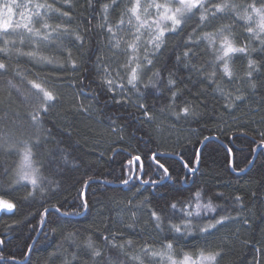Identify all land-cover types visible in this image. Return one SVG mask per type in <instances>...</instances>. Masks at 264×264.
Returning <instances> with one entry per match:
<instances>
[{"label":"trees","instance_id":"obj_1","mask_svg":"<svg viewBox=\"0 0 264 264\" xmlns=\"http://www.w3.org/2000/svg\"><path fill=\"white\" fill-rule=\"evenodd\" d=\"M246 2L249 0H236L240 5ZM255 2L259 7L260 0ZM0 3L9 10L6 17L0 18V27H11L9 35L0 29V49H4L0 51V60L8 66L7 72L0 75V135L7 133L15 145L9 147L0 140V198L15 205L11 211L0 212V239L4 240L0 255L6 264H17V261L24 264L25 257L30 258V264H91L89 237L94 245L104 247V236L111 233L116 234L118 243L133 240L137 249L145 243L159 247L160 240L172 233L167 231V225L160 234L147 225L148 206L127 203L133 200L135 204L143 197L134 196L135 189L121 191L124 186L119 183L137 163L145 167L144 179L157 178L155 165L149 158L157 149L177 154L183 151L189 158L194 152L201 149L203 152L199 171L194 176L186 173L179 162L161 157L167 160L176 181L164 182L158 192H154V186H145L149 191L144 195L152 196L153 204L163 202L170 193L176 192L183 194L178 199L191 197L195 201L194 193L203 189L201 203H207L211 197L212 203L223 206L217 212L227 211L237 217L207 239L199 235L184 238L176 245L177 254H196L206 247L222 252L219 264H264V157L256 160L255 167L247 172L233 171L229 166L231 160L240 168L247 167V161L255 156L251 150L259 146L264 133V50L258 40L244 39L249 34L237 27L231 38L238 45H249L248 55L232 54L229 65L232 79H221L223 74L218 72L213 82L206 71L199 70L209 69L214 59L213 47L207 40L195 48L196 54L186 67L181 43L184 37L168 39L162 54L154 61L155 68L161 72L156 88L142 89L143 102L154 117L148 121L134 103H117L119 96L113 98L103 90L97 78L103 75L104 65L113 63L115 50H110V34L97 27L105 15L103 5L111 0H91V6L89 0H72L71 23L67 27L76 30L82 41L75 40L74 36H64V41L79 64V71L75 73L67 65L65 71L49 73L43 65L22 54L35 47L27 40L31 34L23 27L24 23H30L35 29L45 20L55 24L57 19H68L44 8L37 9L36 4L51 3L63 10L67 8L65 0H1ZM49 15L53 16L52 20L48 19ZM108 16L109 26L119 24V11L113 13L110 8ZM217 30L218 26L206 29ZM215 47H219L218 41ZM43 50L45 54L56 55L61 63L68 56V51ZM177 55L181 57L180 63L176 61ZM248 57L256 59L260 69L253 72L252 78L246 75ZM119 59L122 61L123 56ZM169 72L176 81L171 89L167 84ZM151 75L149 72L148 76ZM28 79L43 82L57 97L55 106L40 114L39 128L32 126L29 113L33 109L17 92V88L30 87ZM217 85L223 92L216 90ZM173 91L177 92L174 104ZM237 95L242 99L237 100ZM185 106L190 110L187 116L182 112ZM33 137H39L38 145ZM205 137L210 140L206 147ZM25 140L33 147L34 159L40 162L34 166L40 169L38 175L42 179L34 190L29 183H17L20 142ZM230 147L231 156L225 151ZM114 149L118 154H114ZM129 153L141 155V161L129 165ZM192 166L197 167L195 163ZM85 174L94 182L82 188ZM186 174L187 183L183 182ZM30 191L35 198L25 200ZM236 196L241 197L239 203L235 202ZM85 200L86 210L82 206ZM42 205H55L61 210L58 213L51 208L43 227L40 224ZM64 212L78 214L61 215ZM133 213L137 223L129 228ZM69 232L74 234L71 238H68ZM110 255H116L115 250L105 249V264ZM121 261L127 264L126 257H121Z\"/></svg>","mask_w":264,"mask_h":264},{"label":"snow or ice","instance_id":"obj_2","mask_svg":"<svg viewBox=\"0 0 264 264\" xmlns=\"http://www.w3.org/2000/svg\"><path fill=\"white\" fill-rule=\"evenodd\" d=\"M65 4L67 8L63 10L59 7L54 8L51 3L44 5L37 3L36 8H44L52 13H58L59 17L68 18L67 20L57 19L55 24H50L48 20H45L41 27L35 29L30 23L23 24L26 31L31 34L27 37V40L35 47L22 54L43 65L49 73L65 71V65L69 66L73 73L79 71V64L72 57L71 51L68 50L64 36H74L77 41H82V37L76 30L67 27L71 23L72 0H65ZM89 6H91V0H89ZM110 8L113 13L119 11V24L109 26L111 23L108 16ZM152 9L155 10L154 14L151 11ZM29 11L32 10L29 9ZM103 11L105 13L103 22L98 24L97 27L106 29L110 34L109 46L110 50H115L113 51L115 66L113 67V63L103 66V75L97 77L100 87L111 93L113 98L119 96V99L116 100L117 103H134L137 111L143 110V116L148 121H152L154 117L148 110L147 104L143 102L145 92L142 89L156 88L161 72L155 68L154 61L158 54H162L168 39L178 36L184 37L181 43L184 45L183 57L186 61V67L188 63L192 62V57L196 54L195 48L200 47L201 41L207 40L209 46L213 47L214 59L209 69L201 68L199 70L206 71L208 79L213 82H215L218 72L223 74L220 77L221 79L223 77H228L229 80L232 79L233 72L229 67L233 59L232 54L248 55L249 45H238L231 38L237 27L243 28L249 34L244 39L255 38L259 41L261 50H264V0H260L259 7L255 0H249L243 5L237 4L236 0H165V2H160V0H144V2L142 0H111V3L103 5ZM36 15L39 16L40 13L37 12ZM150 17L154 18L149 19ZM254 17L256 18L255 21ZM48 19L52 20L53 16L49 15ZM190 21H194L191 26H189ZM253 23H255V27H253ZM217 26L218 30L216 32L206 31L208 28ZM10 28L0 27L6 35L10 34ZM186 28L188 31L185 30ZM117 33L122 35L118 36ZM145 35L148 37L147 40L143 39ZM20 36H23V33ZM217 41L219 42L218 48L215 47ZM5 43L7 44L8 41H5ZM21 43H23V40H21ZM122 44L124 45L123 48L121 47ZM41 45H43V49H48L51 52L60 51L63 53L68 51V56L61 63L56 55L45 54ZM80 46L83 47V43ZM252 50L255 51L256 49ZM0 51H4V49H0ZM121 56H123L122 61L119 59ZM176 61L177 63L181 62L179 55L176 56ZM193 67H196L194 63ZM248 68L249 71L246 75L249 78H252L253 72L260 70L257 66V60L251 57H248ZM7 70V64L0 60V75L5 74ZM39 71H43V69ZM149 72L152 73L151 76H148ZM9 84L14 88L16 87L12 81H9ZM167 84L170 89L176 84L171 72H169ZM27 85H30V87L17 88V92L23 96L24 102L33 109L29 113L32 126L39 128L40 114L47 113L54 107L57 97L52 90L43 85V82H37L36 79H28ZM252 87H255V85L253 84ZM216 90L223 92V88L219 85H217ZM132 96L136 97L135 102L132 101ZM176 96L177 92L173 91L171 96L173 104ZM236 99L240 100L242 97L237 95ZM182 112L185 116L189 115V107H183ZM32 139L36 145L39 144V137H33ZM0 140H4L9 147L15 146L10 142L7 133L0 135ZM208 142H210L209 138L205 137V147ZM20 143L22 144V156L16 173L17 183L27 181L33 186L34 190L39 186L38 180L42 179L38 175L40 169L34 166L40 162L34 159L33 147L29 141L25 140ZM253 143L255 142L253 141ZM225 151L227 155L231 156L233 149L230 147ZM251 151L255 156L247 161V167L245 168H240L238 165L233 164L231 160L229 161V166L233 171H250L251 168L255 167L256 160L264 157V133H261L259 146ZM202 152L203 149L200 152H194L192 158H189L183 151L177 154L175 152H161L157 149L149 156L156 168L157 178L155 179L143 178L145 174L143 163H137L134 168L130 167L128 169L127 178L122 176L119 180V183L124 186L121 191L132 192L135 189L133 195L139 194L143 199H138L135 204L133 200H129L127 203L136 207L148 206L147 225L151 226L158 234L164 233L165 225H167V231L172 235H165L160 240L159 247H156L155 244L148 245L145 243L139 249L135 247L136 242L133 240L118 243L115 239V233L104 236V247L94 245L91 237H89L87 247L91 249L93 257L91 264H105V249L115 250L116 252V255L107 257V264H124L121 257L127 258V264H219V258L222 255L220 250L202 247L196 254L183 252L182 256H179L176 245L188 236L199 235L202 239H207L236 220L237 217H233L227 211L217 212V208L222 209L223 206L212 203L211 197L207 203H201L203 189H198L194 193L195 201L191 197L184 200L178 199L177 197L183 194L176 192L170 193L169 198L163 202L153 204V197L144 195L149 191V187L145 186H154V192H158L164 182L176 181V177L167 166V160H162L161 157L172 158L173 163L179 162L186 173L194 176L199 171L198 165ZM114 154H118V150L114 149ZM141 159V155L129 153L128 164L132 165L133 161L140 162ZM193 163L197 167H193ZM85 175L87 178L82 188H87L90 183L94 182L90 175ZM188 179L186 174L183 182L187 183ZM217 196H222V193H217ZM29 197L35 198L33 192H28L24 199L28 200ZM240 201L241 197L236 196L235 202L239 203ZM82 206L85 210L87 209L86 200ZM240 206L243 207V205ZM14 207L13 203L0 199V208L11 210ZM41 207L40 224L42 227L45 226L46 217L51 208H55L58 213L61 211L55 205H42ZM209 213H213V215L209 216ZM74 214L78 213H61L64 216ZM136 223V214L133 213L128 227L134 228ZM73 235L69 232L68 238ZM29 239L31 240L32 237L29 236ZM35 243H38V241H33V244ZM3 245L4 240L0 239V247ZM28 251L31 252L32 248L29 247ZM0 264H6L2 255H0ZM17 264H19V261H17ZM24 264H30L29 257H25Z\"/></svg>","mask_w":264,"mask_h":264},{"label":"rangeland","instance_id":"obj_3","mask_svg":"<svg viewBox=\"0 0 264 264\" xmlns=\"http://www.w3.org/2000/svg\"><path fill=\"white\" fill-rule=\"evenodd\" d=\"M0 1H1V0H0ZM142 2H144V0H142ZM160 2H165V0H160ZM0 4H1V3H0ZM151 11L153 12V14L155 13V10H154V9H152ZM8 14H9V10L6 9L5 7H3L2 5H0V18H4V17H6ZM152 18H154V17H150L149 19H152ZM117 35L120 36V35H122V34H121V33H117ZM147 38H148L147 35H145V36L143 37L144 40H147ZM122 46L124 47L123 44H122ZM132 100H134V97H133V96H132ZM21 156H22V152H21ZM20 161H21V158H20ZM19 166H20V162H19L18 168H19ZM17 170H18V169H17ZM17 180H18V177H17ZM19 182H21V183H29V182H27V181H19ZM29 184H30V183H29ZM0 199H2V198H0ZM4 201L9 202L8 200H5V199H4ZM9 203H11V202H9ZM2 210H5V211H11V210H13V209L9 210V209H7V208H0V212H1Z\"/></svg>","mask_w":264,"mask_h":264}]
</instances>
